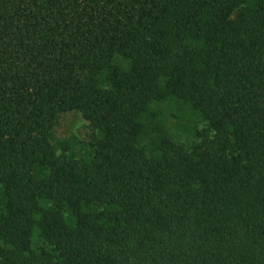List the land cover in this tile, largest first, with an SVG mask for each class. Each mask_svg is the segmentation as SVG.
<instances>
[{"label": "trees", "instance_id": "obj_1", "mask_svg": "<svg viewBox=\"0 0 264 264\" xmlns=\"http://www.w3.org/2000/svg\"><path fill=\"white\" fill-rule=\"evenodd\" d=\"M244 2L0 0V264H264V0ZM186 110L191 147L166 129ZM72 111L101 135L89 163L49 141Z\"/></svg>", "mask_w": 264, "mask_h": 264}, {"label": "rangeland", "instance_id": "obj_2", "mask_svg": "<svg viewBox=\"0 0 264 264\" xmlns=\"http://www.w3.org/2000/svg\"><path fill=\"white\" fill-rule=\"evenodd\" d=\"M258 1L245 0L244 4L237 11L254 8ZM166 129L168 137L173 142L191 147L200 141L199 134L206 133L207 124L199 118L196 112L186 110L183 113L169 117L166 123ZM100 138V133L92 129L83 120L80 113L76 111L61 114L49 132L51 145L56 147L59 141H65L69 146L68 151L64 153L65 158L80 163L91 162L93 149L90 144ZM60 154L61 151L56 149V156ZM48 173L49 170L47 168L35 167L33 175L39 180L47 177ZM4 198L3 186L0 185V213L3 211ZM37 204L39 211L33 216L35 220L40 219L42 212L53 211L55 209L53 203L49 201L38 200ZM96 210L97 208L95 206L86 208V211ZM61 215L65 223L72 228L74 226V219L71 212L64 208L61 210ZM45 247L39 239L37 231L33 229L31 234V250L37 253L41 248Z\"/></svg>", "mask_w": 264, "mask_h": 264}]
</instances>
